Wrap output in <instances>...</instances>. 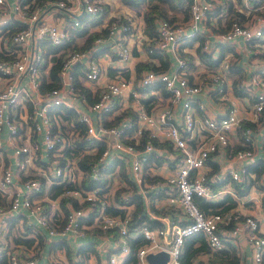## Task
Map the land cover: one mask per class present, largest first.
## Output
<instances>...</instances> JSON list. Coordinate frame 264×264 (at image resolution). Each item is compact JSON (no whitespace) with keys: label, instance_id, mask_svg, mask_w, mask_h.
<instances>
[{"label":"built area","instance_id":"built-area-1","mask_svg":"<svg viewBox=\"0 0 264 264\" xmlns=\"http://www.w3.org/2000/svg\"><path fill=\"white\" fill-rule=\"evenodd\" d=\"M103 1L0 0V27L16 23L8 34L0 33V196L6 204L0 205V225L23 217L48 239L96 230L105 239L115 231L100 264H126L130 240L136 236L142 242L128 264H149L146 255L158 251L167 254V264H181L183 242L197 232L211 252L241 239L250 248V263L261 264L264 234L256 216L235 208L203 213L193 198L219 206L228 196L237 198L228 183L210 185L207 172L214 164L215 179L254 178L247 166L257 159L263 161L261 174L248 192L257 189L264 197V0H189L186 19H156L155 34L147 41L167 66L162 71L144 69L133 84L145 92L143 97L161 86L166 101L140 104L133 119L125 113L128 76L120 72L102 81L93 53L115 45L117 60L127 61L130 49L122 37L134 21L126 11L109 14ZM228 3L238 17L218 31L225 25ZM84 26L87 32L100 27L106 34L84 49H63L73 29ZM196 35L203 59L180 46ZM210 37L227 51L219 54ZM48 45L61 48L46 52ZM53 54H60L58 83L40 90L43 78L50 81ZM76 64L82 66L78 76ZM216 105L222 107L220 114L212 111ZM63 107L74 112L73 119L61 117ZM120 112L116 123H104ZM85 155L95 158L81 165ZM224 162L228 166L221 171ZM52 186L59 188L51 197ZM134 193L141 196L149 220L129 227ZM150 197L161 200L163 205L155 207L162 214L146 204ZM110 207L121 212H107ZM151 220L159 224L153 226ZM37 253L35 247L0 239L4 264H36Z\"/></svg>","mask_w":264,"mask_h":264},{"label":"crops","instance_id":"crops-1","mask_svg":"<svg viewBox=\"0 0 264 264\" xmlns=\"http://www.w3.org/2000/svg\"><path fill=\"white\" fill-rule=\"evenodd\" d=\"M103 3L105 10L107 9L109 14L126 11L134 22H132L133 25L131 27V31L122 37L123 42L128 44V48L130 49V57L127 61L121 62L117 60L115 45L102 47L100 50L93 53V56L98 60L100 65V79L103 81L107 78L113 77L116 74H119L120 72L121 75L128 76V79L130 80V87H128V103H125L126 105L128 104V112L131 111L134 113L140 104L143 105L141 102L145 100L159 101L160 103L166 101V92L161 86L156 85L153 90L149 91V96L143 97L142 93L145 92H142L141 88H137L133 84V80L137 79L144 69L153 67L155 68L160 65L159 59L157 57L150 56L144 48V42L146 41L147 37L141 30L143 25V19L141 17L142 7L136 9L129 5H124L119 0H104ZM79 7L80 6L78 5V8ZM79 16L81 17L82 15L79 13ZM100 30L103 29L99 27L98 31ZM117 32L118 30L115 31V33ZM210 40L211 42L214 41L215 48L219 54L227 51V46L216 45L218 43L215 39H213V37H210ZM200 41V36L196 35L193 39L181 43L180 46L185 47L189 54L197 53V56L199 57L197 45ZM75 43H81L80 37L75 39ZM244 58L245 54H242V59ZM169 60L172 65V58L169 57ZM74 73L75 76L81 75L82 66L80 64H76L74 66ZM134 88L137 90V95L135 96L131 94ZM212 111H216L220 114L222 112V107L216 105L213 107ZM234 144V148H236V142H234ZM227 166L228 164L224 162L220 170L224 171ZM163 169L164 167H162L161 170ZM50 195L52 197L51 191ZM0 198L2 200L0 205L6 207L5 199H3L1 196ZM232 199L234 201L233 208L238 210L240 213L256 216L260 231L264 234V215L262 214V209L260 206V202L263 199L261 192L257 189H253L244 195ZM56 202V200H53L54 206H56ZM160 202L161 200H156L154 202L150 197L146 201V204L149 203V205H151L150 209L153 211L155 208L161 209L155 207L163 205ZM215 204L219 207V202H216ZM132 207L133 206H128V209L131 210ZM100 233L101 232L99 230H96L94 233L86 231L82 236H67L63 239L54 237L48 239L43 235V233H41L39 229H35L31 225H27L23 217L22 219L15 217L10 220L9 223L7 221L5 225H0V239H5L8 244H23L27 249L30 247H35V251H38L37 257H39V260L36 264H48L49 260H60L68 264H100L105 254L104 250L107 249V244L115 238L116 232H108L107 236L109 238L105 237V239L104 237L100 236ZM231 245L232 246H229L228 249H234V251L239 256L235 264H252L250 263L249 258L250 248L245 243V241L239 239L237 245ZM209 252L198 253L191 261L200 260L204 261L205 264H219L217 262H209Z\"/></svg>","mask_w":264,"mask_h":264},{"label":"trees","instance_id":"trees-1","mask_svg":"<svg viewBox=\"0 0 264 264\" xmlns=\"http://www.w3.org/2000/svg\"><path fill=\"white\" fill-rule=\"evenodd\" d=\"M45 1V0H41ZM121 3L124 5H129L131 7H134L138 9L139 7H142L141 9V17L143 19V28L142 32L146 35L147 39L152 37L155 34V29H154V21L156 19H164L168 22L176 21V20H182L186 19L188 13H187V3L189 0H119ZM228 13L225 18V25L224 26H218V31H224L228 24L230 23L231 20H236V11L231 8L230 3H228ZM105 10V7H104ZM236 16V17H235ZM82 16L80 17V19ZM100 20V19H99ZM16 23L14 21H9L6 25H3L0 27V33L3 34H8L11 30H13L14 26ZM7 31L5 32V30ZM106 34V30H100V31H92V32H87V27H82L81 29H73V32L71 34V37L68 39L66 44L63 45V49L70 48V49H84L88 47V45L91 43V41L97 37V36H104ZM76 37H80L81 43L77 44L75 43ZM144 42V48L148 52L150 56L157 57L160 61V65L158 67H153L150 69L157 70V71H162L165 70L167 66V60L164 58L163 55H161L160 52L156 51L153 46H151V42L149 43L148 41ZM77 44V45H76ZM72 46V47H71ZM60 46L57 47H52L48 45L46 47V52H52L55 53ZM198 54L200 57H203V53L198 50ZM60 55V54H59ZM53 58V57H52ZM189 58V57H188ZM203 59V58H202ZM59 65V60H55V63L51 65V67L48 70L47 76L50 79V81L47 80H42L40 90L47 89L49 87L56 86L58 81L57 77L55 75V71ZM75 83H79L78 79L75 77L74 78ZM148 100H145L141 103H146ZM145 106L147 104H144ZM60 110V115L62 118H74V112L71 111L69 108H59ZM124 112H120L116 116H114L111 120L104 121L106 124H114L117 122V120L120 118V116L123 115ZM125 113H128L130 117L133 119L134 113L131 111H125ZM144 134V132H143ZM144 136L141 138L143 140ZM131 142V141H128ZM141 141L140 143H142ZM78 146V143H75ZM76 146V148H77ZM139 147V146H138ZM101 147H99L100 149ZM234 150V149H233ZM232 151V150H231ZM95 158V155L88 156L85 155L81 158L80 163L83 165V161L85 160H93ZM262 160L257 159L254 162L250 163L247 166V171L253 172L254 173V178H250L249 176L245 175L242 181H235L229 179L228 175L224 176L223 178L220 179H215L213 174H215L218 171V168L212 164L211 169L207 172L206 174V180L210 185L216 186L220 183H228L229 186L234 190L237 196L244 195L248 192L249 188L252 186L254 183L255 178H257L261 174V165H262ZM115 163V162H113ZM119 173L124 177L122 173L121 167L119 168ZM147 180H150L149 177L146 178ZM103 181V178H102ZM128 181V180H127ZM103 184V182L101 183ZM96 185L95 182L88 184V187H94ZM128 185H132L130 181H128ZM59 188V186H52L51 187V194L52 196L56 194V190ZM116 197V193H114V198ZM260 202V206L262 209V214L264 215V197ZM194 202L198 205L199 209L203 213H209V212H214V211H224L226 209H231L234 206V201L231 197H226L223 199L221 205L218 207L215 203H208L206 202L203 198L195 196L193 198ZM1 198H0V203H1ZM129 201L133 203V207L130 210V220L128 222L129 227L137 226L140 225L142 222H146L148 219L146 213L144 212V207L142 203L141 196L138 193H134L131 195L129 198ZM73 206H75V202H72ZM107 212L110 213H117L121 212L119 209H114V208H108L106 209ZM154 213L157 214H162L164 211L161 209H153ZM151 225H158L159 222L156 220H151ZM142 240L140 236H136L135 238L130 240L129 246H130V252L129 256L127 255L126 260L124 263L128 264V260H131V256L133 253V249L136 248L139 244H141ZM85 249V248H83ZM209 252V249L205 243V240L203 238V235L199 232L194 233L192 235H189L183 242L182 245V251L180 254V263L181 264H191V260L198 254V253H205ZM210 253V258L209 262H217V263H228V264H235L239 258L238 254L234 251V249H223L219 250L216 252H209ZM0 264H4L3 257H0ZM261 264H264V260L261 262Z\"/></svg>","mask_w":264,"mask_h":264},{"label":"water","instance_id":"water-1","mask_svg":"<svg viewBox=\"0 0 264 264\" xmlns=\"http://www.w3.org/2000/svg\"><path fill=\"white\" fill-rule=\"evenodd\" d=\"M146 259L149 264H167L168 256L162 251L156 253H148Z\"/></svg>","mask_w":264,"mask_h":264},{"label":"rangeland","instance_id":"rangeland-1","mask_svg":"<svg viewBox=\"0 0 264 264\" xmlns=\"http://www.w3.org/2000/svg\"><path fill=\"white\" fill-rule=\"evenodd\" d=\"M77 45V44H76ZM72 47V46H71ZM67 49H70V48H67ZM53 58H51V59H53V60H59L60 59V55H55V54H53V56H52ZM43 75H45L44 73H42Z\"/></svg>","mask_w":264,"mask_h":264}]
</instances>
